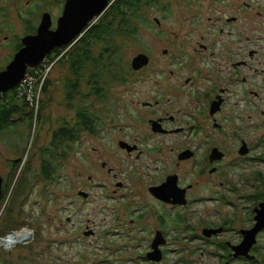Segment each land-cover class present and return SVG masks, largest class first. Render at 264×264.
Listing matches in <instances>:
<instances>
[{
  "label": "rangeland",
  "instance_id": "rangeland-1",
  "mask_svg": "<svg viewBox=\"0 0 264 264\" xmlns=\"http://www.w3.org/2000/svg\"><path fill=\"white\" fill-rule=\"evenodd\" d=\"M65 4L66 0H0V60H11L17 42L39 27L44 13H51L56 23ZM156 18L163 23L164 38L157 34L164 32ZM185 27L182 3L156 0L145 4L140 17L134 19L135 36L115 40L121 49V59L115 65L104 62L106 67L99 70L89 64L78 84L68 57L61 63L56 58L46 64L40 71L44 73L41 79L37 73L30 75L31 84L23 89L27 92L26 101L31 88L33 98L41 99L39 105H31L34 128L63 125L76 129L79 111L97 121H93L90 132L75 136L66 150L60 148L63 154L55 161L57 171H50L52 177L39 173L43 147L38 136L43 128L38 133L35 129L32 133L24 131L9 149L0 144V175L6 180L0 214V264H156L146 256L152 239L147 238L151 236L143 226L153 230L155 222L152 203H147V181L155 175L176 171L188 179L192 170L175 167L172 157L183 148L173 147L167 139L152 133L148 121L164 117L165 106L150 110L141 105L161 97L163 89H156V81L166 75L170 58L165 56L164 49L169 54L177 51L174 57L180 54L166 41L176 40L175 35L182 39ZM84 35L62 48L60 58L69 55ZM141 54L153 56L155 66L135 72L133 60ZM120 62L127 76L118 78ZM77 87L78 92H74ZM97 87L101 93L95 92ZM157 91L161 94L157 95ZM137 102L140 104L136 105ZM125 113L126 119H120ZM123 128H128V132L121 134ZM123 137L131 141L138 138L147 150L140 162L132 158L131 164H125L118 146ZM19 158L23 160L17 162ZM104 162L108 164L106 169L102 168ZM110 169L122 174L121 179L127 184L124 191L118 190L117 181L108 173ZM81 191L90 197L83 198ZM199 208L201 203L187 210H167L173 222L168 228L170 244L163 264H221L220 259L210 255L201 258V243L192 238L196 226L202 223L194 214ZM178 216L179 223H186L174 231ZM134 220L136 223H132ZM25 228L30 229L25 231L29 234L27 243L9 248L1 243L2 238ZM90 230L95 234L87 236Z\"/></svg>",
  "mask_w": 264,
  "mask_h": 264
},
{
  "label": "flooded vegetation",
  "instance_id": "flooded-vegetation-1",
  "mask_svg": "<svg viewBox=\"0 0 264 264\" xmlns=\"http://www.w3.org/2000/svg\"><path fill=\"white\" fill-rule=\"evenodd\" d=\"M177 1L183 4L186 27L182 39L175 35L176 40L170 38L166 44H171L180 54L174 57L177 51L169 54V50L164 49L165 56H170L166 62V75L156 81V89H163V93L157 91L160 98L144 102L141 106L150 110L165 106L164 117L148 121L152 133L164 137L173 147L183 148L172 157L175 167H191L192 174L184 179L178 171L168 172L170 174L155 175L149 183L147 181V203H152L150 207L155 211V222L153 230L143 226L151 236L147 238L152 239L146 256L154 252V243L160 239L162 244L158 250L162 260L154 263L166 261V247L170 244L168 228L173 222L167 210H187L201 203L202 208L194 214L202 223L196 226L192 237L201 243L198 251L201 258L210 255L220 259L221 264H264V229L257 234V243L246 252V243H252L255 227L264 216L261 213L264 204V0H170V4ZM58 20L55 23L53 18L52 30L57 29ZM155 20L164 32L157 34L164 38L163 23L158 18ZM38 29L36 27L27 36L37 35ZM22 40L15 45L11 60H0V74L24 48ZM61 49L52 52L39 67L52 57L60 60ZM154 62L151 56L148 66L134 71L144 72L154 67ZM156 67L159 68L158 65ZM37 69L29 68L26 78ZM20 86L0 93V110L14 102L23 107L16 115L10 113L5 124H0L4 127L0 129V144L9 149L24 131L32 133L35 129L38 133L43 128L38 136L43 147L40 150L41 174L46 156L48 159L52 157V145L57 148L55 157L63 154L60 150L61 136L62 132L68 136L66 130L69 127L58 125L47 129L40 125L34 128L33 122L30 123L32 106L39 105L41 99L28 97L29 108H24L26 97L20 94ZM124 116L128 113L120 119H126ZM75 130L73 128L70 133L71 140L77 136ZM120 132L125 134L128 128ZM118 146L126 165L131 164L132 158L140 162L147 153L138 138L131 141L123 137ZM22 160L16 159L17 162ZM107 167L104 162L102 168ZM156 169L160 167L156 166ZM108 173L117 181L118 190L124 191L127 184L122 181L120 171L110 169ZM5 181L4 178L3 191ZM90 181L94 183L95 179L91 176ZM168 182L170 184L164 191H157ZM160 193L162 196H157ZM180 220L178 216L174 231H179V226L186 223H179ZM29 230L12 232L2 238L1 243L6 248L23 241L25 244L29 238L13 242L7 239L23 237Z\"/></svg>",
  "mask_w": 264,
  "mask_h": 264
},
{
  "label": "water",
  "instance_id": "water-1",
  "mask_svg": "<svg viewBox=\"0 0 264 264\" xmlns=\"http://www.w3.org/2000/svg\"><path fill=\"white\" fill-rule=\"evenodd\" d=\"M114 1L66 0L64 12L58 20L56 30H52L53 18L51 13H45L37 35H29L23 38L24 48L16 54L12 63L0 74V93L16 88L25 80L29 68H38L55 50L65 48L78 41L109 10ZM149 63L150 57L146 54H141L134 58L133 68L138 71L148 66ZM153 130L157 131L154 127ZM3 182L4 178L0 175V214L3 209L1 207ZM169 184L170 182L157 191H164ZM80 196L87 199L89 194L81 192ZM157 196L161 197L162 193ZM261 213L264 215V204L262 205ZM260 223L257 224L253 232L252 243H246V252L251 249L252 245L257 243V234L264 229V216ZM92 234V232L86 233L87 236ZM160 244H162L161 240H156L154 252L148 254V258L153 262L160 263L162 260L161 252L158 250Z\"/></svg>",
  "mask_w": 264,
  "mask_h": 264
},
{
  "label": "trees",
  "instance_id": "trees-1",
  "mask_svg": "<svg viewBox=\"0 0 264 264\" xmlns=\"http://www.w3.org/2000/svg\"><path fill=\"white\" fill-rule=\"evenodd\" d=\"M154 2H156V0H115L113 2L109 10L85 33L84 37L75 45V48L70 51L69 55L66 54L59 60L61 63L64 58L68 57L72 72L77 77L76 84L82 80L83 73L89 64H93L96 68L101 70L106 67L104 62L115 65L116 62L121 59V49L115 45V40H125V38L135 36L136 31L133 28L134 19L140 17L141 9L145 4ZM101 47L102 50L99 51ZM97 52H99L98 55L96 54ZM54 59H56V57L51 58V60ZM124 67L125 66L120 62L118 78H121L122 75L127 76ZM78 89L77 87L74 92H78ZM95 92L101 93L100 87H97ZM70 94H72V92H70ZM23 97H25V95H23ZM72 98L70 100H72ZM23 102L24 108H29L27 101L25 100ZM18 110L22 111L23 107L17 102H14L11 106H5L0 110V124H5L10 113L16 115ZM34 118V113H32L30 123L34 121ZM93 121L94 119H90V116L86 112L79 111L75 125L77 136L81 132H90ZM2 128L4 127L0 126V129ZM72 130L70 128L66 130L68 136L62 132V139L60 142V148L63 147V149L61 148L62 150H66L67 144L71 142L70 133ZM50 149L52 150V157L48 159L46 156L42 164V176L46 175L47 177H52L50 171H57L55 161L62 156L58 158L54 156V150L57 149L55 145H52ZM4 192L5 190L3 193Z\"/></svg>",
  "mask_w": 264,
  "mask_h": 264
},
{
  "label": "built area",
  "instance_id": "built-area-1",
  "mask_svg": "<svg viewBox=\"0 0 264 264\" xmlns=\"http://www.w3.org/2000/svg\"><path fill=\"white\" fill-rule=\"evenodd\" d=\"M52 62V60H48V61H46L41 67H44V66H46V64H50ZM54 64V63H53ZM41 67H39L38 69H37V71H36V73L38 74V76H39V78L41 79V78H43V75H44V73L43 74H41ZM41 68V69H40ZM30 81H31V78H30V76H28L22 83H21V86H20V88H19V92H20V94L21 95H25L27 92L26 91H23V89L26 87V85L27 84H31L30 83ZM28 95H29V97L30 98H33L34 97V93H33V91H32V88L30 89V92L28 93Z\"/></svg>",
  "mask_w": 264,
  "mask_h": 264
},
{
  "label": "bare ground",
  "instance_id": "bare-ground-1",
  "mask_svg": "<svg viewBox=\"0 0 264 264\" xmlns=\"http://www.w3.org/2000/svg\"><path fill=\"white\" fill-rule=\"evenodd\" d=\"M25 237L28 238L29 235H28V234H25V235H23V237H20V236H19V237L14 236L15 239H14L13 237H9L7 240L13 242V241L16 240V239H22V240H24V239H26Z\"/></svg>",
  "mask_w": 264,
  "mask_h": 264
},
{
  "label": "clouds",
  "instance_id": "clouds-1",
  "mask_svg": "<svg viewBox=\"0 0 264 264\" xmlns=\"http://www.w3.org/2000/svg\"><path fill=\"white\" fill-rule=\"evenodd\" d=\"M39 68V67H38Z\"/></svg>",
  "mask_w": 264,
  "mask_h": 264
}]
</instances>
